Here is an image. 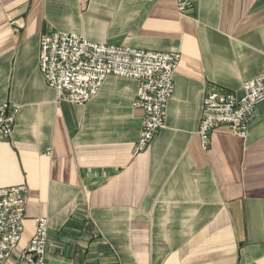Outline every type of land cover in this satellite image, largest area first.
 <instances>
[{"label": "crops", "instance_id": "crops-1", "mask_svg": "<svg viewBox=\"0 0 264 264\" xmlns=\"http://www.w3.org/2000/svg\"><path fill=\"white\" fill-rule=\"evenodd\" d=\"M0 0V189L29 199L18 250L49 222L47 264H264V100L245 138L220 127L203 151L206 93L264 75V0ZM180 52L166 127L134 154L135 79L108 77L86 105L58 103L40 72L46 32ZM18 250L6 264H18Z\"/></svg>", "mask_w": 264, "mask_h": 264}, {"label": "built area", "instance_id": "built-area-1", "mask_svg": "<svg viewBox=\"0 0 264 264\" xmlns=\"http://www.w3.org/2000/svg\"><path fill=\"white\" fill-rule=\"evenodd\" d=\"M181 15L190 4L175 0ZM180 52L137 49L130 46L94 43L84 35L60 31L46 32L40 42V72L49 88L56 92L58 103L86 105L99 93L108 77L135 79L138 91L134 107L144 112L141 134L134 154L146 151L153 139L166 127V111L172 98ZM241 94L216 90L206 93L198 136L203 151L211 147L214 131L226 128L242 138L256 116L257 106L264 100V75L246 80ZM20 107L0 104V139L12 137ZM29 199L24 186L0 189V264L18 250L24 230ZM30 244L18 250V264H47L49 222L38 218Z\"/></svg>", "mask_w": 264, "mask_h": 264}]
</instances>
